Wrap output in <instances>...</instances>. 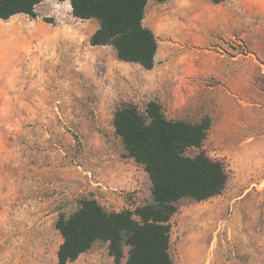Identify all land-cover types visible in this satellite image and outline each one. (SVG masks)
<instances>
[{"label": "rangeland", "instance_id": "1", "mask_svg": "<svg viewBox=\"0 0 264 264\" xmlns=\"http://www.w3.org/2000/svg\"><path fill=\"white\" fill-rule=\"evenodd\" d=\"M13 17L0 18V264H58L55 223L96 178L83 161L108 152L115 169L133 164L112 134L114 102L144 111L150 100L170 119L209 118L202 150L229 173L221 194L178 203L172 264H264V0H151L144 24L158 41L153 69L92 45L96 18L68 21L67 35L15 42ZM96 135L114 143L86 142ZM115 194L135 208L134 191Z\"/></svg>", "mask_w": 264, "mask_h": 264}, {"label": "trees", "instance_id": "2", "mask_svg": "<svg viewBox=\"0 0 264 264\" xmlns=\"http://www.w3.org/2000/svg\"><path fill=\"white\" fill-rule=\"evenodd\" d=\"M41 1L0 0V18L7 20L19 13L36 18L35 8ZM70 1L74 16L100 21L90 37L92 45H112L120 60L154 68L158 41L144 24L149 0ZM112 123L128 154L148 172L152 200L134 209L107 210L95 197H83L75 211L61 213L55 223L63 239L58 264L75 260L97 241L108 242L116 263L126 256L128 247L127 264H172L171 218L178 203L221 194L229 179L225 162L202 150L211 120L170 119L159 101L150 100L144 111L135 105L116 109ZM189 148L199 151L190 156L186 154Z\"/></svg>", "mask_w": 264, "mask_h": 264}, {"label": "crops", "instance_id": "3", "mask_svg": "<svg viewBox=\"0 0 264 264\" xmlns=\"http://www.w3.org/2000/svg\"><path fill=\"white\" fill-rule=\"evenodd\" d=\"M150 1L151 0H149V2ZM35 11L37 13L36 18H32L24 13L14 15L13 18H15L14 20L16 22L15 27L8 26L11 29L10 34L12 36V41L19 42L23 40L21 38L24 36L27 37L28 40H49L50 36L52 35L58 34L61 36L62 33L67 35V27L62 29L63 24L68 26V21L70 20L72 22H78L76 20H83L74 16L70 0H42L38 5H36ZM17 15H23L24 18L15 17ZM45 17L51 18L52 21H46ZM29 22H33L35 27L27 29L17 28L24 24H29ZM3 33L4 30L1 27L0 36H2ZM18 60L21 59L19 57H16L15 59V56H12L10 62L14 63V61ZM5 62H8V60ZM3 74V68H1V75ZM119 103L121 102H114L118 108H122L123 106H119ZM112 134L113 136L116 135L120 142H123L122 137L116 133L114 126L112 128ZM90 141H95L99 147H102V145L109 147L114 143L113 138L108 137L106 139H101L98 135H96L94 139L90 138L89 136L88 139H86V142ZM127 158L132 159L133 164L131 161L130 163L124 164L123 166L120 165L121 168H116L122 174H117L115 166H118L119 164H116L113 153L111 154L107 152L104 156V159L100 157L91 158L89 161L86 159L87 162L83 161L82 163V167L84 168L85 172L96 177H91L89 179L88 190L86 191L87 195L95 197L107 210H120L124 206L130 208L128 206V202H126L123 197L116 195L115 191H134L136 195L135 199L137 201L135 206L146 204L152 200V182L148 172L141 164L136 162L133 157L129 155ZM145 196L147 198H145ZM35 223V220L27 221L24 225L27 231H25L24 234L27 236L32 234V232H29L28 230ZM40 223H43V221L41 220L38 222V224ZM62 240L63 239L61 236L60 244L62 243ZM100 244L101 242L99 241L95 242L88 251L81 253L78 258L69 262L68 264H120L116 263L114 257L109 254L108 242H102L103 245ZM58 249L59 247L57 248V257Z\"/></svg>", "mask_w": 264, "mask_h": 264}, {"label": "bare ground", "instance_id": "4", "mask_svg": "<svg viewBox=\"0 0 264 264\" xmlns=\"http://www.w3.org/2000/svg\"><path fill=\"white\" fill-rule=\"evenodd\" d=\"M13 17V16H12ZM12 19V18H11Z\"/></svg>", "mask_w": 264, "mask_h": 264}]
</instances>
